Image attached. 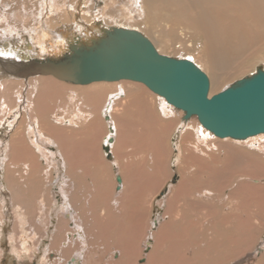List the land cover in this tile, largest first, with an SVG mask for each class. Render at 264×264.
<instances>
[{
    "label": "bare ground",
    "instance_id": "6f19581e",
    "mask_svg": "<svg viewBox=\"0 0 264 264\" xmlns=\"http://www.w3.org/2000/svg\"><path fill=\"white\" fill-rule=\"evenodd\" d=\"M77 1L0 0V167L10 193L0 195V232L11 207L12 254L33 253L53 218L39 264H264L255 247L264 133L219 138L193 114L175 173L168 136L184 111L143 82L16 74L17 50L54 59L67 35L87 28L97 39L84 22L103 18L139 28L160 55L191 60L210 97L245 73L247 59L264 63V0H85L80 11ZM20 29L33 40L21 41Z\"/></svg>",
    "mask_w": 264,
    "mask_h": 264
},
{
    "label": "water",
    "instance_id": "95a60500",
    "mask_svg": "<svg viewBox=\"0 0 264 264\" xmlns=\"http://www.w3.org/2000/svg\"><path fill=\"white\" fill-rule=\"evenodd\" d=\"M97 34L95 39L88 32L82 40L67 35L60 56L21 58L18 62L24 67L16 74H50L71 83L137 80L182 109L184 120L196 115L216 137L245 139L264 133V69L257 68L209 97L208 79L191 60L158 54L138 31L101 26Z\"/></svg>",
    "mask_w": 264,
    "mask_h": 264
},
{
    "label": "rangeland",
    "instance_id": "374dc122",
    "mask_svg": "<svg viewBox=\"0 0 264 264\" xmlns=\"http://www.w3.org/2000/svg\"><path fill=\"white\" fill-rule=\"evenodd\" d=\"M83 1H85V0H78L77 1V3H76V10L78 9L79 11H80V7L82 6V4H83ZM80 5V6H79ZM97 7H101V4H99V5H97ZM96 7V8H97ZM103 19V18H102ZM102 19H98V18H96V19H94L93 21V23L91 22H84L85 24H87V25H91V27L93 26V25H95V28H94V30L93 31H96V32H98L99 33V30L101 29V26H104V27H107V28H109V29H111V28H114V27H122V28H125V29H130V30H134V31H138L141 35H143L144 37H146L148 40H149V42L153 45V47H154V49H155V47H156V45L154 44V43H152L151 42V38H149V36L148 35H146L142 30H140L139 28H133V27H128V26H125V24H122L121 22L120 23H116V24H114V25H110V26H108L109 24H104V22H103V20ZM77 21V20H76ZM20 30H22V29H20ZM22 31H24V33H21L20 34V36L18 35V38L21 40V41H23V42H25V43H28V42H30L31 40H33V38L31 37V35H30V30H26V29H23ZM88 32L89 31H87V28L86 29H84L83 31H80V36H77V38H81V39H83V38H88ZM95 35V34H94ZM73 38H75V37H73ZM72 39V38H71ZM91 42V41H90ZM6 50V49H5ZM27 50L28 49H25V50H17V57L19 58V60L21 61V58H28V57H31V58H34V53L32 52L31 54L30 53H28L27 52ZM262 50H264V48H262ZM60 56V55H59ZM58 57V56H57ZM168 57V56H167ZM170 58H182V59H188V58H186V57H177V56H169ZM4 59H1V61H0V66H1V64H2V61H3ZM248 60H252L251 62H252V65L250 66V65H248V69L245 71V73H243L241 76H239L240 78H243V77H245V76H248V75H250L251 73H253L257 68H261V69H264V63H262V62H258V63H255V60H253L252 58H250V59H247L246 60V62L248 61ZM237 78V79H240V78ZM236 79V80H237ZM236 80H232V81H230L229 82V85L230 84H233ZM227 84V83H226ZM184 113V112H183ZM190 117V116H189ZM190 121V119L188 118L187 120H184L183 118H182V116L179 118V120H178V122H177V125L175 126V128L173 129V131L169 134V136H168V141L170 142V144H171V149H172V151H171V154H170V170L172 171V172H175L176 173V170H177V162H178V157L177 156H175V155H179V151H178V146H177V143L180 141V139H181V136L183 135V133L186 131V127L188 126V122ZM107 128L109 129V125L107 126ZM107 129V130H108ZM1 130H3V128H1ZM170 139V140H169ZM176 149H177V151H176ZM107 155V154H106ZM175 161V162H174ZM175 166V167H174ZM114 179H115V173H114ZM175 179H176V174H174L171 178H169L167 181H169L168 183H170L171 185H173L174 183H175ZM2 182H3V180H2V169H1V167H0V195L1 196H4V197H6V199L7 200H9V197H10V193H9V190H8V188H7V186H5L4 187V184H2ZM168 185L169 184H166V187H168ZM166 187H164V188H161V190L158 192V194H156V196L153 198V206H152V211H151V215L153 216V218H155V215H157L158 214V212L161 210V206H159L158 205V202L160 201V199H162V197L165 195V193H166ZM3 192H4V195H3ZM6 200V201H7ZM9 206V205H8ZM8 206H6V208H8ZM11 207H9V209H7L8 210V212L6 213V214H4V220H3V227L1 228V232H0V239L1 240H5L4 242H2V245H0V253H5V259H4V264H7V262L9 263L13 258H19L20 260H23V258L24 257H29V255H31V254H27V253H20L21 254V256H19L18 257V255H15V254H12V248H13V246L12 245H14V242L16 241V239H18L17 237H14V236H12V233H11V231H13V229H14V222H15V218L13 217V213L11 214V211H12V208L10 209ZM18 212H20V211H18ZM24 217V216H23ZM49 225V224H48ZM154 227V226H153ZM22 233V232H21ZM10 234V235H9ZM13 237V238H11V237ZM50 236H51V230H50V228L48 227L47 229H46V233H45V239L46 238H49V240H50ZM264 238V230H263V233H262V235H261V237H260V240H258L256 243H257V245L255 246V247H260V248H263L264 249V244H260L261 243V238ZM15 238V239H14ZM25 240H23L22 242L23 243H26V242H24ZM13 242V243H12ZM44 241H40L39 243H38V245L39 244H41V243H43ZM259 242V243H258ZM12 243V244H11ZM6 244V245H5ZM26 244H28V243H26ZM46 246V243L44 242L43 243V246H41L40 245V248L38 247V248H35V250H33V251H36L37 249H39V251H40V249L42 250V252H43V250H46L45 247ZM11 247V248H10ZM35 247V246H34ZM146 248V247H145ZM145 248H144V250H145ZM34 249V248H33ZM32 251V252H33ZM255 252H257V254L260 252V250L258 249V250H255ZM43 255V254H42ZM44 257V256H43ZM41 259H42V257H40V258H38V259H36V264L38 263V261H39V263H41L42 261H41ZM141 261V260H140ZM38 263V264H39Z\"/></svg>",
    "mask_w": 264,
    "mask_h": 264
},
{
    "label": "flooded vegetation",
    "instance_id": "af4514ba",
    "mask_svg": "<svg viewBox=\"0 0 264 264\" xmlns=\"http://www.w3.org/2000/svg\"><path fill=\"white\" fill-rule=\"evenodd\" d=\"M50 222H51V224H54L53 218L50 219ZM51 224H49V228L52 231L53 225H51ZM4 241L0 239V245H2V242H4ZM42 241H44L46 243V246H47V244L49 242V238H46V239L43 238ZM43 243H41L40 245L43 246ZM42 254H43L42 250L40 249V251H39L37 249L36 251H34L33 253H31V255L29 257H24L23 260H20L19 258L18 259L17 258H13L9 263L7 262V264H36V259L42 257ZM46 254H47V252H45V255ZM4 259H5V253L4 252L3 253H0V264H4ZM47 259H49V260L52 259V253L51 252L47 254ZM39 261H38V263H39Z\"/></svg>",
    "mask_w": 264,
    "mask_h": 264
}]
</instances>
